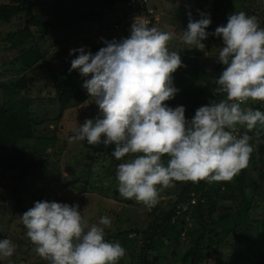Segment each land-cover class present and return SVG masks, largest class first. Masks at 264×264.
Segmentation results:
<instances>
[{
    "label": "clouds",
    "instance_id": "9594fccd",
    "mask_svg": "<svg viewBox=\"0 0 264 264\" xmlns=\"http://www.w3.org/2000/svg\"><path fill=\"white\" fill-rule=\"evenodd\" d=\"M210 23L207 13L189 19L181 43L204 49ZM211 35L222 40L216 58L224 67L213 81L222 98L198 107L191 119H186L183 105L163 103L179 91L171 74L182 61L167 46L173 32L135 18L127 37L101 38L104 46L94 54L86 46L69 50L70 56L76 53L69 71L76 69L85 77L81 86L100 114L86 118L69 139L114 145L116 160L127 156L115 171L121 197L151 207L159 191L175 182L230 181L247 166L251 138L234 130L264 128V111L242 108L250 100L264 102V28L255 16L240 11ZM20 219L36 255L48 264H118L125 256L119 241L105 238L111 218L102 215L89 224L76 204L35 201ZM14 250L10 239L0 238V261Z\"/></svg>",
    "mask_w": 264,
    "mask_h": 264
},
{
    "label": "trees",
    "instance_id": "16d2710c",
    "mask_svg": "<svg viewBox=\"0 0 264 264\" xmlns=\"http://www.w3.org/2000/svg\"><path fill=\"white\" fill-rule=\"evenodd\" d=\"M129 1H91L90 5L95 7L96 12L90 7L88 13H78L73 23L94 21L92 19H97V17L99 18L97 20L102 22L105 14L112 8H122L123 12L132 10L131 7L129 9L124 7V4ZM140 1L138 6H142L144 9L140 12L146 14L148 26L158 28L162 17L166 16L158 11L157 4L150 5L152 10L148 12L146 9L148 0ZM179 1L183 2L180 4H184V6L179 5L180 8L182 7L181 14L173 15L179 23L184 25L183 30H186L189 19H199L201 13H207L211 19V23L206 29L209 35L202 41L205 45L204 49L199 50L184 45V48L182 47L178 51L182 66L171 74V79L173 86L179 91L172 99L163 102L169 103L183 99L185 117L191 119L198 107L222 98V94L215 92L213 83L224 67L217 58L214 60L215 65L212 69L211 94L205 93L202 88L197 90L182 85V82L185 81H202L208 78L210 74H208V66L199 63L197 58L204 52L212 51L213 44L222 46L221 38L213 36L211 33L217 26L226 24L230 14L240 11L255 16L259 26L264 28V0ZM116 3L121 5L115 7ZM22 13L28 16L25 20V27L11 33L7 39L9 42L7 50L19 51L12 59L13 63L16 62L19 65V69L10 68L11 70L0 72V77L6 76L7 72L11 73V71L20 74L17 78L0 79V169H17L20 171L16 175L19 178L28 173L35 175L42 165L49 162L48 155L44 153L41 160L27 159L25 156L26 147L22 145V142L39 138L35 137L33 132L36 121L32 118L34 111L31 109V103L35 100L34 98H37L34 96V90L38 81H41V77L35 75V70L41 68L43 64L38 65V62L44 57L40 41L46 40L49 30L60 28L58 22L50 18H43L33 9V0L0 2V23L8 22L12 17ZM105 21H107L106 17ZM31 26L36 27L37 38L26 48H22L21 41L31 35ZM62 27L64 30L68 28L65 25ZM57 39L56 37V41ZM171 43L167 45L170 50L178 49V45L175 48H170ZM18 46L20 50H18ZM71 59V56L66 52H58L54 55L53 60L60 68H55L57 66L49 62L47 64L48 77L40 85V87L49 85L53 88L61 114L65 110L79 108L89 97L74 77L73 72L69 71ZM38 95L42 96V92H38ZM244 107L258 108L264 111V102L250 100L242 105V108ZM90 112L96 113V118H100L96 106H92ZM73 125L75 126V124ZM79 125L80 123H78ZM244 133H247L251 138L249 143L252 144L253 151L247 166L234 175L230 181L175 182L173 187L165 188L166 194L171 196L165 202L167 206L154 208L152 219L147 223L145 229L134 231L141 236V240L136 237L129 239L127 234L130 231L128 230L108 231L105 238L119 241L125 248V256L119 260L118 264H154V261H164L162 248L170 241L172 249L169 257L172 261H181L180 264H210L211 260L214 264H264V128L257 125L256 128L249 131L243 126H237L234 130V134L237 136ZM57 141V137H53L52 142H41L47 149H51L50 152H53L54 142ZM84 143L92 152L85 154L84 157L87 160L85 163L87 176L81 185L82 191L86 192L91 187L99 193H111L114 197L120 196L113 182H117L115 178L117 165L127 159V156L116 160L111 154L114 145L106 147L102 143L95 145H89L86 141ZM164 159L166 160L167 157L165 156ZM100 174L103 176L101 177ZM16 176L13 175L14 178ZM100 179H102V183H100ZM77 181L78 179L74 178L68 184L73 185ZM11 215L14 216L15 213L12 211ZM182 233L185 235L184 239L180 238ZM109 234L110 237H108ZM177 238L183 242L180 239L178 241ZM134 244H137L138 250ZM154 250H158L159 253L151 261L150 253ZM6 264L20 263L11 259Z\"/></svg>",
    "mask_w": 264,
    "mask_h": 264
},
{
    "label": "rangeland",
    "instance_id": "374dc122",
    "mask_svg": "<svg viewBox=\"0 0 264 264\" xmlns=\"http://www.w3.org/2000/svg\"><path fill=\"white\" fill-rule=\"evenodd\" d=\"M6 1L0 0V2ZM91 1L94 0H33V9L40 13L43 18H50L58 22L60 28L49 30L46 40L40 41L44 57L43 60L38 62V65L43 64L41 68L35 70V75L41 77V81H38L34 90V96L37 98H34L35 100L31 103V109L34 111L32 118L36 121L33 132L35 137L39 138L23 140L22 145L26 147L25 156L27 159L41 160L44 153L48 155L49 162L42 165L35 175L28 173L22 175L21 178L16 176L20 173L17 169H0V238L10 239L15 246L13 255L0 261V264H6L11 259L17 260L20 264H48V261L36 255L34 245L25 235L26 229L20 219L23 212L32 207L35 201L48 200L64 202L69 205L76 204L89 224L96 223L102 215L109 216L111 225L105 229V236L109 233L108 231L128 230L130 231L127 234L129 239L136 237V239L141 240V236L134 231L144 230L147 223L152 219L153 209L166 207L167 203L165 202L171 197L166 194L165 189H162L158 194V202L154 206L147 207L134 199H123L121 196L114 197L111 193H99L91 187L86 192L81 189V185L87 176L85 165L87 160L84 157L85 154H90L92 151L84 141L70 140L69 137L74 135L78 123L81 125L86 118L95 119L97 117L96 113L93 114L90 111L92 106L97 108L98 106L92 101L91 97H88V100L81 104L79 108L68 109L61 114L59 103L55 100L53 88L49 85L40 87L48 77L47 64L51 62L54 66H57L58 64L53 60L54 55L58 52L69 54L70 49L80 46H86V50H90L94 54L100 47L104 46L101 38L103 40H120L129 35L130 26L135 18L146 19V14L140 12L144 9L142 6H138L141 1H130V4L127 2L124 7H128V9L131 7L132 10L123 12L122 8H112L105 14L107 21L104 17V21L100 22L98 21L99 18L94 16L98 20L92 19L94 21L73 23L78 13L86 14L90 11V7L96 12L95 7L90 5ZM153 3L157 4L158 11L166 16L162 17L161 24L157 29L173 32V39L168 42L173 43L169 47L175 48L178 45V49H175V51H180L182 47L184 48V44L179 39L184 25L178 22L175 15L181 14L182 7L180 8L179 5L184 6V4H180L183 2L179 0H148V6L146 5L148 12L152 10ZM114 5L116 7L121 4L116 3ZM27 17L26 14L22 13L12 17L8 22L0 23V72L7 69L11 70L10 68L19 69V65L12 61L19 51L7 50L9 45L7 39H9L11 33L25 27ZM63 25L68 26V28L64 30ZM30 34L26 39H22L20 44L22 48H26L27 45L36 40V27L31 26ZM56 37L58 38L57 41ZM60 42L62 43L60 44ZM213 47L212 51L204 52L197 58L199 63L208 66V74L210 73L208 78L202 81H185L182 82V85L197 90L202 88L205 93H212V69L215 65L214 60H216L218 50L222 46L213 44ZM18 50H20L19 46ZM75 55L76 53H73L71 58H75ZM55 68L59 69L60 66ZM72 72L81 86L85 77H81L76 69H73ZM19 76V73L16 74L15 71H11V73L7 72L6 76L3 75L0 79H11ZM82 89L84 88L82 87ZM84 90L86 91V89ZM38 92H42V96H40L41 94L38 95ZM167 104L173 108L180 104L185 105L183 99L180 101L174 100ZM247 108L249 107H244V109ZM53 137H57L58 141L54 142L53 152H50L51 149H47L42 142H52ZM40 138L42 142L39 141ZM74 178H77L78 181L73 185L68 184ZM102 179H100V183H102ZM117 183L113 182L114 187H117ZM12 211L15 213L14 216L11 215ZM110 236L109 234L108 237ZM172 236L174 235L172 234ZM180 238L184 239L185 235L182 233ZM180 238H177L178 241ZM181 239L180 241H182ZM171 245L172 242L170 241L162 248L165 260L154 261V264H180L181 261H172L169 257L172 249ZM134 247L137 249V244H134ZM158 253V250L150 253L151 261ZM210 264H214L213 260L210 261Z\"/></svg>",
    "mask_w": 264,
    "mask_h": 264
},
{
    "label": "built area",
    "instance_id": "2783aa9c",
    "mask_svg": "<svg viewBox=\"0 0 264 264\" xmlns=\"http://www.w3.org/2000/svg\"><path fill=\"white\" fill-rule=\"evenodd\" d=\"M130 1H133V0H130ZM134 1H138V2H139L140 0H134ZM129 3H130V2H129Z\"/></svg>",
    "mask_w": 264,
    "mask_h": 264
}]
</instances>
